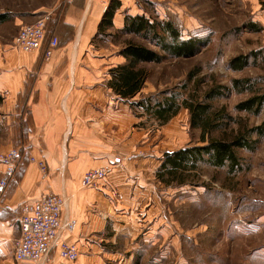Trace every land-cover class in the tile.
I'll return each mask as SVG.
<instances>
[{
    "label": "rangeland",
    "instance_id": "374dc122",
    "mask_svg": "<svg viewBox=\"0 0 264 264\" xmlns=\"http://www.w3.org/2000/svg\"><path fill=\"white\" fill-rule=\"evenodd\" d=\"M40 1L49 5L52 0H0V6L28 8ZM122 2L131 14L170 21L181 40L207 41L195 45L194 55L182 57H172L151 41L127 34H121L119 40L99 36L91 44L92 56L120 55L118 64L126 61L120 51L127 41L163 55L161 61L139 63L146 78L133 97L121 99L108 87L107 81L99 90L100 95L116 96V106L121 109L119 115L110 116L103 123L121 133L120 139L117 136L114 139L123 164L120 176H114L117 189L114 202L129 214L116 218L113 225L119 231V239L104 244L106 249L114 250L112 253L124 256L119 263L118 259H111V264H264V132L261 137L250 135L252 139L259 138L252 150L236 149L241 167L235 173H229L226 167L198 162L197 168L189 171L181 183L176 180L165 183L158 171L166 156L203 144L200 129L190 125L189 112L183 106L163 121L139 103L142 100L152 107L172 95L177 102L191 95L202 100L204 90L219 83L229 90L210 101L212 109L222 108L232 120L218 116L221 120L218 128L209 136L230 138L239 129L263 124L264 111L251 114L236 109L235 105L249 93L233 90L231 80L243 78L256 81V86H264V2L255 7L248 0ZM43 14L26 16L30 20L27 24ZM249 22L257 24L258 30L249 29ZM10 28V24H0L1 41ZM115 32L114 28L110 30V34ZM252 50L258 53L254 65L241 70L229 68L231 57L246 55ZM107 71L106 80L111 76L110 69ZM17 110L9 124L0 118V155L6 154L11 149L9 146H23V154L26 152L30 129L28 110L26 106ZM111 139L105 133L100 142ZM103 168L108 172V167Z\"/></svg>",
    "mask_w": 264,
    "mask_h": 264
},
{
    "label": "crops",
    "instance_id": "0c3cea01",
    "mask_svg": "<svg viewBox=\"0 0 264 264\" xmlns=\"http://www.w3.org/2000/svg\"><path fill=\"white\" fill-rule=\"evenodd\" d=\"M110 1L52 0L49 5L40 1L28 8L0 6V24L11 25L10 32L0 40V118L9 124L17 109L26 106L30 128L26 152L0 193V264H111V259L119 263L124 258L104 245L119 239V231L113 228L116 218L129 215L114 202V176H120L123 167L114 139H120L121 133L103 123L119 115L121 109L116 106V96L99 94L106 86L107 70L121 57L101 54L96 58L91 46L97 37H109L111 29L121 28L124 15L131 14L119 0L113 26L101 35L98 23ZM248 1L253 7L264 2ZM42 12L52 15L46 39L52 35L58 39L47 59L42 50L25 52L12 44L16 31L30 21L26 16ZM105 133L112 139L100 142ZM38 161L43 162L45 170ZM103 166L108 172L97 187L81 186L86 170ZM5 168L0 162V178ZM46 193L61 196L62 223L74 221L71 230L61 229V237L76 246L77 257L61 258L57 249L51 248L36 262L16 260L12 244L18 235L15 217L21 202Z\"/></svg>",
    "mask_w": 264,
    "mask_h": 264
},
{
    "label": "trees",
    "instance_id": "16d2710c",
    "mask_svg": "<svg viewBox=\"0 0 264 264\" xmlns=\"http://www.w3.org/2000/svg\"><path fill=\"white\" fill-rule=\"evenodd\" d=\"M119 4V0H111L108 3L98 23V31L101 32V35L113 26V12ZM248 26L252 31L258 30L257 24L249 22ZM121 34L140 37L146 42L151 41L159 47L161 52H166L172 57L192 56L195 53V45L197 43L204 44L207 41L206 39L194 38L181 40L178 31L170 21L150 20L144 14H125L123 26L111 36L115 40H119ZM123 47L120 53L126 58V61L110 68L111 76L107 80V84L121 99H128L141 89L146 78L143 68L138 66L139 63L161 61L163 55L155 54L145 45L135 42L127 41ZM257 54L256 50H252L246 55L240 54L231 57L228 61L229 68L241 70L246 66L254 65ZM249 57H251L250 61L248 60ZM231 83L233 90L249 93L245 99L235 105L237 110L251 114H258L261 110L264 111V86H256V81L250 82L243 78H233ZM228 90L225 85L214 83L204 90L202 100L191 95L190 97L181 98L180 102H177L176 96L172 95L152 107L145 105L142 100L139 102L163 121L176 112L179 106H183L189 112L190 125L200 129V141L203 144L186 147L166 156L161 164L162 169L158 171L159 178L163 182L168 183L176 180L181 183L188 177L189 171L197 168L198 162L216 168L226 167L229 173H235L240 169L241 165L236 149L252 150L259 138L252 139L250 135L253 133L261 137L264 132V123L245 130L239 129L230 138L209 136L212 131L218 128V121H221L219 120L220 116H222L220 118L232 120L230 115L223 113L222 108L213 111L210 103L215 97L226 93ZM1 100L2 97L0 96V102Z\"/></svg>",
    "mask_w": 264,
    "mask_h": 264
},
{
    "label": "built area",
    "instance_id": "2783aa9c",
    "mask_svg": "<svg viewBox=\"0 0 264 264\" xmlns=\"http://www.w3.org/2000/svg\"><path fill=\"white\" fill-rule=\"evenodd\" d=\"M51 19L52 15L46 12L35 22L21 26L18 35L12 41L13 46L25 52L42 50L43 57L47 59L58 43L56 36L52 35L46 39L47 22ZM22 155L23 146L11 148L6 154L0 155V162L6 165L3 176L0 178V193L14 175ZM30 160L34 161V158L31 157ZM38 165L45 170L42 161H38ZM106 172V168L103 167L86 170L81 179V186H97ZM62 203L61 196L54 193L42 194L33 200H25L21 203L16 216L18 236L13 244V255L16 260L36 262L51 248L57 249L59 256L64 259H76V246L61 237L63 227L66 230L74 227L73 220L62 223Z\"/></svg>",
    "mask_w": 264,
    "mask_h": 264
},
{
    "label": "bare ground",
    "instance_id": "6f19581e",
    "mask_svg": "<svg viewBox=\"0 0 264 264\" xmlns=\"http://www.w3.org/2000/svg\"><path fill=\"white\" fill-rule=\"evenodd\" d=\"M82 179V178H81ZM80 184H81V180H80Z\"/></svg>",
    "mask_w": 264,
    "mask_h": 264
}]
</instances>
